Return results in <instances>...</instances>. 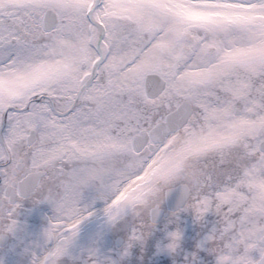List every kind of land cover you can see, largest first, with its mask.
<instances>
[{"label":"snow or ice","instance_id":"obj_1","mask_svg":"<svg viewBox=\"0 0 264 264\" xmlns=\"http://www.w3.org/2000/svg\"><path fill=\"white\" fill-rule=\"evenodd\" d=\"M0 264H264V0H0Z\"/></svg>","mask_w":264,"mask_h":264}]
</instances>
